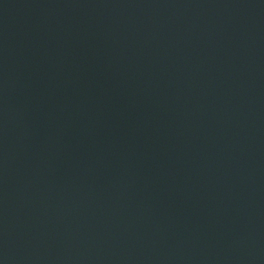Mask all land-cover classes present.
<instances>
[{"label":"water","instance_id":"obj_1","mask_svg":"<svg viewBox=\"0 0 264 264\" xmlns=\"http://www.w3.org/2000/svg\"><path fill=\"white\" fill-rule=\"evenodd\" d=\"M0 264H264V0H0Z\"/></svg>","mask_w":264,"mask_h":264}]
</instances>
